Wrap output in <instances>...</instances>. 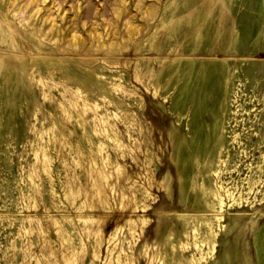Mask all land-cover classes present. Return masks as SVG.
I'll use <instances>...</instances> for the list:
<instances>
[{"label":"rangeland","instance_id":"374dc122","mask_svg":"<svg viewBox=\"0 0 264 264\" xmlns=\"http://www.w3.org/2000/svg\"><path fill=\"white\" fill-rule=\"evenodd\" d=\"M57 1L107 45L9 10L0 264H264V0Z\"/></svg>","mask_w":264,"mask_h":264},{"label":"bare ground","instance_id":"6f19581e","mask_svg":"<svg viewBox=\"0 0 264 264\" xmlns=\"http://www.w3.org/2000/svg\"><path fill=\"white\" fill-rule=\"evenodd\" d=\"M9 10H13L17 17L21 16L24 20L29 22L28 26L31 27L29 28L30 34H38L40 37L53 41L58 49L64 46L73 45L79 46L80 49L88 52L90 47L89 43L94 42V40L97 39L102 40L101 43H99V41L98 43H95L97 47L103 46L102 48H104V46L107 45L103 38V34L97 30V27L94 24L81 20V7L78 3H73L69 9H65L63 4L57 0H0V13L6 17V21L1 20L0 18V20L3 21L0 22V31L5 30V32H7L10 45L16 53H21L23 46L22 43L24 44V42H22V36L18 29L10 24L8 18ZM68 11L71 13L68 14ZM149 12L152 13V10L147 8L146 13ZM123 15V7L120 5L116 10L117 20H113L107 26V35L109 36V39H114L109 45L121 46L118 33L119 29L117 30V21L118 19H122L124 17ZM36 21H39L40 23L35 25L34 22ZM82 26L89 32V39L81 34L80 27ZM143 29V25H136L129 20L126 33L131 34L132 37H134L139 30L142 31ZM31 44L35 45L33 42H31ZM13 51L11 53H13ZM3 54L4 53L0 56ZM124 180H126V178ZM104 221H106L105 217L100 221V225H98L101 226L105 223Z\"/></svg>","mask_w":264,"mask_h":264}]
</instances>
